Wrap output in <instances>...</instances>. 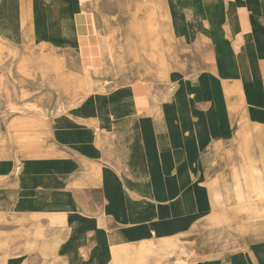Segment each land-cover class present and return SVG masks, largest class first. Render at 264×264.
Wrapping results in <instances>:
<instances>
[{"label": "crops", "instance_id": "crops-1", "mask_svg": "<svg viewBox=\"0 0 264 264\" xmlns=\"http://www.w3.org/2000/svg\"><path fill=\"white\" fill-rule=\"evenodd\" d=\"M154 1L164 75L132 0L107 33L83 0H0V53L20 44L22 76L131 94L82 88L57 129L33 114L0 125V264H264V0ZM40 10L56 24L41 39Z\"/></svg>", "mask_w": 264, "mask_h": 264}, {"label": "rangeland", "instance_id": "rangeland-1", "mask_svg": "<svg viewBox=\"0 0 264 264\" xmlns=\"http://www.w3.org/2000/svg\"><path fill=\"white\" fill-rule=\"evenodd\" d=\"M83 1L86 3L85 12L93 15L97 24H99L100 31L103 33H107L111 29L118 30L119 27L127 22L126 18L123 17L124 15L122 16L119 13V0ZM102 4L103 7H101ZM104 17L109 21L103 20L102 18ZM112 17L119 18L115 19ZM119 22H122V24H119ZM13 47H17L19 50L17 55H14L11 52ZM21 50L22 48L18 42L15 44L7 42L6 48L0 53V125L6 129L7 133H9L10 130L8 131L7 128H9V124L13 118L24 114H33L41 124L50 122L52 125L54 122V128L57 129L59 128L58 124H61L60 118L62 115L74 111L78 102L82 99L77 94L73 93L77 90L79 84H65V88H63L64 85L61 84L63 82L45 81L38 72L32 73V76L30 77L22 76L18 68L22 57L20 54ZM150 67L153 70L155 69L154 66ZM61 74L68 75V73L64 72ZM118 81H120V79ZM65 83H67V80ZM106 84H90L91 94L99 95L102 94L100 92H106L109 88H101L102 85ZM93 85L95 89H92ZM152 86H154V89H150V91L148 90L146 95L150 97L152 102L148 106L154 110L159 105L157 95L160 94V90L156 84H153ZM47 91H50L53 94L55 105H53L54 107L50 112L42 114L36 109L35 101L37 98L47 93ZM118 91L122 93L123 96H127L128 91ZM68 96H74L75 98L70 99ZM262 222H264V217L262 218Z\"/></svg>", "mask_w": 264, "mask_h": 264}, {"label": "bare ground", "instance_id": "bare-ground-1", "mask_svg": "<svg viewBox=\"0 0 264 264\" xmlns=\"http://www.w3.org/2000/svg\"><path fill=\"white\" fill-rule=\"evenodd\" d=\"M154 6H155L154 0H132L131 18H132V22H134V27L136 29L135 32L140 37L142 45L145 46L148 55L157 62L158 67H159V73L161 75H164L165 72H167V65H166L164 54L162 53V49H163L162 41L160 38H158V36H155L156 10H155ZM34 14L35 15H33L31 17L33 22L48 24L47 29H45V27L36 26V28H37L36 37H38L40 39L44 38L42 36H46V35H48V37H49L52 30L54 32V29H56L55 21H52L53 19L51 20V18L47 15L46 10H43V11L40 10L38 12L35 11ZM21 15H23V12L21 13ZM25 16H26V14H25ZM44 42L45 41H37V45L44 44ZM58 79H59V82L61 81V82L65 83L67 80V75L66 74L62 75L60 73L58 75ZM86 80H87V78H86ZM65 84L63 86L64 88H65ZM89 85L90 84L82 81L81 84H79L77 90H82V88H84L85 91L88 92V90L89 91L91 90ZM106 93L109 94L107 96L111 97V99L113 101L121 102V103H123L126 98H129V96H131L129 91L127 92V96H123V94L120 93L119 91H115L112 94H110L108 92H106ZM113 101H112V103H113ZM121 103H120V105H118L116 107V110H115L114 106H112L111 112L115 113V112H120V111L124 110L125 106H124V104H121ZM261 160H262V163L264 166V153H262ZM243 172H244V175L246 176V178H248L249 177V174H248L249 170H243ZM254 173H258V174L261 173L262 176L264 177V170L260 172L259 170L255 169ZM259 190H260L261 194L264 195V183L261 184V186L259 187ZM54 216H57V215L50 214L49 218H53Z\"/></svg>", "mask_w": 264, "mask_h": 264}]
</instances>
